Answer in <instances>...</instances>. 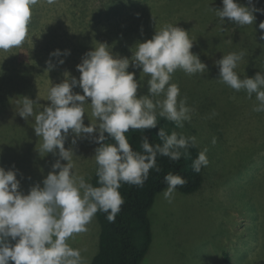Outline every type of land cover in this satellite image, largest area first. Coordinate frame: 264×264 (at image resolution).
I'll return each instance as SVG.
<instances>
[{"label": "rangeland", "instance_id": "rangeland-1", "mask_svg": "<svg viewBox=\"0 0 264 264\" xmlns=\"http://www.w3.org/2000/svg\"><path fill=\"white\" fill-rule=\"evenodd\" d=\"M236 2L250 6L248 0ZM221 4L220 0H55L53 4L40 0L32 10L25 42L20 47L0 50V167L18 169L17 179L24 194L36 183L43 186V179L58 157L39 152L42 140L35 135L34 117L26 121L17 113L22 97L39 103L34 110H43V106L50 104L47 94L51 85L61 83L66 72L79 79L76 65L97 42L107 43L114 55L130 59L131 49L138 42L151 39L156 29L176 25L188 32L193 41L191 51L199 55L207 70L195 75L177 70L170 83L177 84L180 96L188 98V106L194 109L192 122L202 120L201 125L208 126L203 123L209 120L211 123L214 118L220 120L226 143L228 140V147L235 151L227 148L222 154L214 148L211 139L203 142L207 128L201 127L204 130L200 129L197 138L207 149L209 168L214 163L215 170L211 174L205 172L200 190L190 194L176 190L172 203L164 199L163 192L157 196L150 211L154 242L144 264H252L259 250L255 252L260 233L252 232V217L244 206V198L248 190L259 187L264 159L256 158L255 154L253 159L244 156L247 149H253L246 143L264 137V112L252 111L256 99H249L243 90H234L238 108L224 115L225 101L234 98L231 88L219 80L216 61L232 52H244L235 70L238 75L244 78L264 73V40L260 39L264 30L259 29V25L254 26L255 23L244 27L236 25L235 35L229 36L233 23L227 18L221 22L211 10L222 8ZM253 5L262 8L264 0H253ZM56 49H67L71 54L51 57L55 67L47 71L46 61ZM58 59H63L64 63L59 64ZM128 71H135V78L143 80L138 95L147 94L148 77L140 69L130 67ZM73 91L83 94L79 87ZM213 111L215 116H212ZM90 121L94 118L90 104H86L85 125ZM71 139L70 135L66 148L71 147ZM96 148L97 144L87 139L78 141L75 147L73 171L78 176L83 175L87 182L95 168ZM262 194L258 202L263 201ZM249 202L254 204L252 200ZM87 227L86 232L68 241L71 247L81 250L85 264H89L97 252L99 223L96 215ZM259 260V264H264V255Z\"/></svg>", "mask_w": 264, "mask_h": 264}, {"label": "clouds", "instance_id": "clouds-1", "mask_svg": "<svg viewBox=\"0 0 264 264\" xmlns=\"http://www.w3.org/2000/svg\"><path fill=\"white\" fill-rule=\"evenodd\" d=\"M46 2L53 4L55 0ZM38 3L40 0H0V50L20 47L25 42L32 10ZM248 5L222 0V8L211 10L221 22L227 18L245 26L254 24V13L264 15V8H256L253 0H248ZM259 29L264 30V22L259 24ZM260 39L264 40V31ZM192 48L188 32L171 24L156 29L151 39L138 42L131 49L130 59L114 55L107 43L97 42L76 65L79 79L66 72L61 83L51 85L47 94L50 104L43 106V110H34L39 103L22 97L17 113L26 121L34 117L35 135L42 140L39 152L52 153L58 158L43 179V186L36 183L27 194L20 190L18 169L0 167V264H85L81 250L71 247L68 241L86 232L98 211L107 213L110 223L115 222L125 203L119 191L121 185L142 188L150 170L161 172L158 155L178 162L189 147L197 146L195 136L186 137L175 131L169 135L160 127L157 136L162 144L153 145L144 135L141 151H136L125 135L129 130L156 128L157 110L160 117L179 128L191 120L194 109L188 106L186 96H180L179 86L170 81L177 70L187 75L203 74L207 70ZM70 54L67 49L51 52L46 61L47 71L55 67L51 57ZM244 55V52H232L217 60L219 80L236 92L245 91L249 99L255 94L257 103L252 111L262 113L264 73L241 78L235 70ZM58 63L62 65L64 60L58 59ZM130 67L142 70L148 77L147 94L138 95L143 80L140 77L138 81L135 71H128ZM76 87L83 94L74 92ZM86 104H90L94 118L88 125L84 123ZM215 115L213 111L212 116ZM70 135L71 147L66 148ZM85 139L99 145L94 155L99 186H93L73 171L75 147ZM109 139L114 143H106ZM206 153L204 149L193 161L192 168L197 174L210 163ZM164 180L167 188L163 197L172 203L177 187L185 186L188 181L172 172Z\"/></svg>", "mask_w": 264, "mask_h": 264}, {"label": "trees", "instance_id": "trees-1", "mask_svg": "<svg viewBox=\"0 0 264 264\" xmlns=\"http://www.w3.org/2000/svg\"><path fill=\"white\" fill-rule=\"evenodd\" d=\"M220 1L222 3V0ZM261 22H264V15H261L260 17L256 16L254 26H258ZM232 25L233 26L229 29L231 31L229 36H231L232 33L235 35V32L237 31L236 24L233 23ZM254 76L255 75H252L251 77ZM230 94L234 99H227L225 101L224 115H230L231 110L238 108L233 89H231ZM252 97L255 98V94H253ZM200 98L201 97L199 96L198 99ZM213 105H215V103H213ZM242 105L241 101L240 107ZM158 112L159 110H157L158 125L156 128L147 129L145 131L129 130V132L125 134L129 143L132 145L133 150L141 151V138L144 135L149 138L151 144H162V141L157 136L160 127H163L169 135L175 131L178 135L182 134L186 137L195 136L196 138L200 135V129H203L201 127H205L207 129L203 130L207 133L204 134L205 137L203 142L210 141V139L213 141V138H215L214 148L220 153L223 154L224 150L227 151V148L233 150L232 147H228V140L226 143L225 132L222 131L223 126L219 122V119V121H217V118H214L216 120H211V123L210 120L203 123L208 124V126H202V120L197 123H193V120L186 121L184 122V127L179 128L173 122L160 117ZM106 143H114V141L109 139ZM245 145L253 148L247 149L246 154L248 155L246 156L245 154V158L253 159V155L255 154L256 158L259 156L264 159V137L253 138L250 143H246ZM97 147H99V145H97ZM209 147L211 148L212 146ZM203 150L204 146L197 138V146L189 147L186 154L182 155L178 162H171L168 157L158 155L157 164L161 168V172L157 173L154 170H150L149 178L142 188L126 183L122 184L119 191L125 203L121 206V211L116 216L115 222L110 223L106 219L107 213L98 211L96 214L99 223V240L97 252L94 254L89 264H144L154 242L155 232L150 211L155 204L157 196L167 188V184L164 180L165 175L172 172L173 174L181 175L187 179L188 183L185 186H178L176 189L181 193L190 194L200 190L206 178L205 172L211 174L215 170V164L212 163L210 168L208 166V170H206V167H203L199 174L193 171V161ZM181 151L183 152L184 150ZM261 153L262 155H260ZM97 167L95 161L93 175L89 180V183L93 184V186H99L97 184L98 177L96 176ZM261 174L263 179L260 180L259 187L256 190H248L249 193L247 192V197L244 198L246 203L244 206L250 210V216L252 217V232L257 235L260 233V238L262 236L261 243L259 242L260 238L256 239V244L258 245L255 252L258 249L259 250L256 254L254 252L256 257L251 261L252 264H259V258L264 255V252H262L264 249V210L262 209V206L264 207V199L261 201L262 203L258 202L261 193L264 195V169ZM254 198L257 200L254 201ZM250 200H252L254 204H251L249 202Z\"/></svg>", "mask_w": 264, "mask_h": 264}]
</instances>
